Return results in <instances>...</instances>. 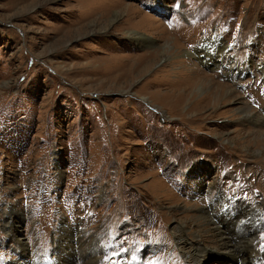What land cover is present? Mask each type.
I'll return each instance as SVG.
<instances>
[{"label":"rangeland","instance_id":"obj_1","mask_svg":"<svg viewBox=\"0 0 264 264\" xmlns=\"http://www.w3.org/2000/svg\"><path fill=\"white\" fill-rule=\"evenodd\" d=\"M120 6L133 21L111 23ZM224 47L236 85L192 56ZM263 64L264 0H0V264H221L195 261L177 224L209 238L195 210L211 182L264 202V128L238 121L243 104L264 121ZM192 67L236 97L202 109Z\"/></svg>","mask_w":264,"mask_h":264},{"label":"bare ground","instance_id":"obj_2","mask_svg":"<svg viewBox=\"0 0 264 264\" xmlns=\"http://www.w3.org/2000/svg\"><path fill=\"white\" fill-rule=\"evenodd\" d=\"M85 1L88 2L89 0H84V2ZM122 10L125 14L124 22L133 21V17H135L136 12H138V10L132 9L131 6H128L125 8L124 6L122 7L120 6L119 10L115 11V13L113 14L114 16L111 19V23H113L114 21L118 20V18H120L119 13H121ZM101 15L102 16L99 18V20H102V21L105 20V22L110 20V18H105L106 14H101ZM83 16H86L84 20H88L89 18H91L92 14L89 11H87ZM144 20L153 22L150 20V18L146 16H142L139 22L144 21ZM78 29L81 30V28H78ZM73 31L75 32L77 30H73ZM73 31L71 30V34ZM126 34H127V37L129 38H138V42L141 41L143 44L150 45L153 43L150 40H142L141 39L142 36L137 35L134 32L127 31ZM135 35H137V37H135ZM224 49H226V47L221 48L220 50L215 49L216 51L213 53H207L205 52L206 51L205 50L199 55L194 53L192 54V56L195 59L200 58L201 64H204L207 67L212 66L214 71H216L217 73H220L219 74L220 76L222 77L224 76L225 78L231 80L230 81L231 83L236 85L235 83L236 78H239L240 75H242L246 70L241 71L238 68H236V63H233L232 61L227 60V59L225 60ZM145 58L142 59L145 61L143 62V66L141 67V70H140L141 73L152 62L153 55L152 54L150 56L147 55ZM202 59H204V62ZM259 74L262 76V79L264 80V64L262 67H260ZM213 75H206L203 72H200L199 70L193 67L189 68V74H187V76H189L187 86L191 87L193 85H200V82L206 83L207 85L210 86L209 89H211V92H208L205 96H203L200 99L201 101L199 100L198 102H196L198 105L200 104V102H204L202 109L209 108L210 110L211 109L214 110V108L218 107L219 104H223V103L226 104L227 101L222 100L224 94L229 96L231 100L234 97H236L234 96V91L230 90L231 88L230 85L228 86L226 84L215 82L213 80ZM181 79H179L177 82H180ZM126 81L127 80L124 79L119 84L118 83L116 84L117 86H121L123 84H126ZM210 83L213 84V87H211L212 85H210ZM232 103L234 104L237 103L239 107L241 106L240 101L234 100V102ZM242 106L243 108H240V109L238 108V114L240 116V119L238 121H240L241 124H247V125L260 127V128H252L254 131L263 129L264 121H261L262 119H257L256 113H252V110L248 106H246L245 104H243ZM213 113L215 112L212 111L208 115L204 116L203 120L210 119V117L214 115ZM234 133L239 138L240 130ZM260 134H262L264 138V131ZM236 145L238 146V143ZM236 145L234 144V147H233L234 149L237 148ZM256 152L260 153L257 150L255 151V153ZM258 162L261 163V161H258ZM261 164H262L261 166L257 164H253L255 165L253 169L257 172H264V164L263 163ZM217 187L218 185L216 186L214 182H211L209 185H207L206 189L207 191H209V193H211L212 196L206 193L207 195L203 198V201L205 204H203L202 207H199V209L195 210L199 214V218L197 220L199 221V219L200 220L202 219L204 221V224L206 226L205 229L209 233V238L205 240L203 239L205 237L197 236L194 234L192 236L193 242H188V240L186 239V234H185L188 231L186 227L187 223L185 224L181 222L177 224V228L179 232L178 233L179 238L177 239L178 240L177 244L182 249L187 250V252H189V255L193 259H195V261L200 262V263L205 261L209 256H224V258L220 259L222 261L221 264L222 263L223 264H261V260L264 259V247H261L262 249L260 250V252H257L256 249L254 248V245H253L254 241L252 239L254 238V235L257 232V230L262 228L260 224V218H261V211H262L261 207H262V204H264V202L259 206H255L252 204L246 205L245 203H243L242 200H238L236 197H233V194H232V197L230 195H227V194H230V192L225 193L224 195L223 192L219 190L217 191ZM214 202L217 203L218 206H217V210L214 211V213H212V209H214L213 208ZM206 207L208 208V210H210V212L207 210ZM13 212H14L13 209L10 208L9 215H11ZM223 226L226 227L225 232L222 231ZM5 227L6 229H8V232H11L13 230L11 225L6 226L5 224ZM203 240L205 241V243L207 242L208 245L203 244L204 243ZM59 241H61V243H58V249H60V247H65L64 245H67V242L62 241V239H59ZM17 242L19 244V248L21 249L25 248V244L22 241L18 240ZM57 257H59V251L57 252ZM239 259H242V260H239Z\"/></svg>","mask_w":264,"mask_h":264}]
</instances>
